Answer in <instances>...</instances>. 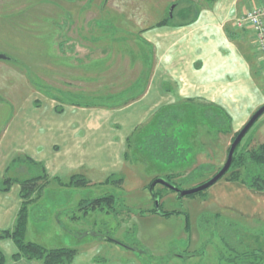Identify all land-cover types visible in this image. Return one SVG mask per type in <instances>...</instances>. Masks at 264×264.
<instances>
[{
    "label": "rangeland",
    "instance_id": "1",
    "mask_svg": "<svg viewBox=\"0 0 264 264\" xmlns=\"http://www.w3.org/2000/svg\"><path fill=\"white\" fill-rule=\"evenodd\" d=\"M188 3L0 0V52L13 59L0 61V196H4L1 187L5 177L18 181L34 180L40 175L41 168L34 166V162L45 168L47 161L59 171L51 174L53 168L45 169L46 183L44 178L37 181L44 183L41 196L36 197L31 190L26 240L46 248H74L73 264H224L219 255L229 252L218 231L225 228L228 234L235 232L234 237L242 239L246 246L264 252V191L246 189L250 195L249 199L242 196L245 204L238 203L240 198L236 195L232 198L234 203L223 207L213 195L224 186V175L210 187L183 196L158 183L153 187L161 197L158 206L160 203L162 210L177 213L160 215L149 211L155 206L149 188L153 179L174 173L172 181L180 189L209 180L223 165L234 132L258 108L250 111L241 98H229L225 107L201 96L178 97L173 83L169 84V98H160L158 88L163 83L153 76L160 49L149 45L146 31L157 28L154 25L171 14V20H178V10ZM261 76L255 79L263 85L264 75ZM148 83L150 90L141 97ZM169 85L164 83L163 89ZM135 95L138 98L132 101ZM186 99L195 105L182 133L189 147L184 154L189 162L183 166L164 165L150 156L156 149L154 139L151 137L145 143L146 137L142 136L149 133L148 124L159 110L167 112L171 106H182ZM157 100L158 105L153 106ZM207 104L219 106L228 114L229 123L222 128L224 131L211 126L203 116V106L214 109ZM121 107L124 108L117 110ZM102 109L105 111L101 112ZM55 120H73L71 148L88 150L90 154L89 163L79 162L76 150L74 156L75 163H82L73 168L82 170L74 172L90 181L86 186L57 187L62 185L54 179L55 175L65 181L74 173L50 162L52 146L58 142L51 126ZM86 120L89 127L82 129L81 123ZM112 136L124 140L119 163L115 156L117 146L111 145ZM38 140L42 144L35 149L44 157L42 162L31 158L26 149V145ZM263 141L264 112L244 135L239 149ZM113 167L115 178H123L122 183H103ZM11 186L19 192V209L20 184L13 182ZM14 191L7 194L11 196V205L15 201ZM76 194L86 201L113 194V211L106 212L103 201L90 205L77 199L56 209ZM0 245L5 262L26 259L12 258L17 247L10 238H0ZM9 246L12 252L6 256Z\"/></svg>",
    "mask_w": 264,
    "mask_h": 264
},
{
    "label": "crops",
    "instance_id": "2",
    "mask_svg": "<svg viewBox=\"0 0 264 264\" xmlns=\"http://www.w3.org/2000/svg\"><path fill=\"white\" fill-rule=\"evenodd\" d=\"M183 1L189 3L180 8L178 14H181L183 10L187 13L186 16L179 17L177 15L178 20L175 21L172 19L170 24L148 29L146 31L145 38L149 45H154L155 48L159 47L160 49L159 59L156 61L153 69V76H158L163 84L166 82H168V85L173 83V89L175 88L178 97L201 96L211 101L219 102L225 107L230 103L229 98L233 97L236 98V100L237 98H241L243 101L245 100V104L249 107L250 111L255 110L264 103V84H260L255 79H258L261 75L263 76L259 59H257L258 52L254 43H252V34L250 30L248 28L241 30L234 29L232 23L233 19L238 14L252 7L257 3V0ZM148 37H151V40H149ZM58 48H61V46ZM250 54H253V57H251ZM0 61L10 62L11 60L0 59ZM163 84H160L158 88L159 96L160 98H169L171 95L169 93L170 85L167 89H163ZM134 87H136V85ZM149 90L150 85L148 83L146 91L141 97L146 95ZM130 94H132L131 91ZM139 100L140 99L135 102ZM158 103L159 100H157L153 106L158 105ZM70 107L72 109H78V106L71 105ZM122 108L124 107L117 110H122ZM54 109L56 110L55 107ZM103 111H105V109H102L101 112ZM44 123L45 122H42L41 124ZM52 123L51 126L54 128L55 134H57L58 138L56 141L58 142L54 143L52 146L54 154L50 162H57L58 168H65V170L68 171L72 170L71 173H75V170H82L73 169L75 166L82 165V163H75V150L78 151L79 162L86 160L85 163H89L90 154L88 150H80V148L77 147L71 148L72 142L74 143V121L61 122L55 120ZM81 125H83L81 126L82 129H88L89 121H83ZM85 139L88 143L89 140L87 138ZM112 140L111 145L115 143L117 146L115 149V153L117 154H115V156L117 163H119L123 154L124 140L123 138H117L115 140L113 136ZM94 142H98V140L94 139ZM40 144L42 143L38 140L26 145V149L29 150L27 153L38 162L45 160L43 156L37 154L35 149L36 146ZM84 157L86 158L84 159ZM110 157L112 158V155H109V158ZM96 159L98 160V157ZM45 162V169H54L51 174L59 172L56 171L58 170L57 168L51 166L47 161ZM94 162H96V160ZM110 171H112L110 174H113L115 168L113 167ZM1 177L2 175H0V178ZM54 177L59 176L55 175ZM223 185L224 186H220L218 189V193L213 195L217 203H221L223 207L230 206L231 203H234V199L232 198L236 195L240 198L237 200L240 204H245L246 202L242 196L249 199L250 190H246L249 188L243 184L226 180ZM57 187L60 189H69V187L65 186ZM12 189H15L14 193L16 195L12 197L15 201H13L11 205V203H9V198H11V196L7 194L11 193L10 191ZM70 189L74 188L72 187ZM17 193H19L17 192V188L11 186L8 191H4V196H0V209L2 211V214H0V230L2 228H11L13 225L19 204ZM76 196L77 197L71 196L69 201H63L56 209H61L64 206L67 207V205L73 203L75 199H77L78 202L84 199L78 194H76ZM221 196H223L224 199H222ZM28 234L29 228H27L26 236ZM36 234H38V230ZM52 237L53 236H48L49 239H52ZM0 249L2 250L1 245ZM7 249L8 253H5L6 256L10 255L12 252L11 246ZM73 263L74 262L71 264ZM5 264L39 263L27 259H20L13 262L6 261Z\"/></svg>",
    "mask_w": 264,
    "mask_h": 264
},
{
    "label": "trees",
    "instance_id": "3",
    "mask_svg": "<svg viewBox=\"0 0 264 264\" xmlns=\"http://www.w3.org/2000/svg\"><path fill=\"white\" fill-rule=\"evenodd\" d=\"M183 10L181 14L177 15L179 17L186 16ZM173 15L162 19L157 22L154 26L160 27L171 23V18ZM138 98V95L132 96L131 100ZM190 99L183 100L181 102L182 106H171L168 111L165 112L162 109L159 110L150 126L149 133L144 138L146 140L152 137V140L155 141V151L150 152L152 159L155 158L158 162L163 163L164 165L168 164L171 166H183L188 164L189 157H185L186 153L189 151L187 143L184 141L183 131H186L188 119L192 114L194 104L190 103ZM213 106L214 109L211 110L207 106H203V116L210 122L211 126L216 129H221L224 131V127L229 123V116L226 114L222 108L216 105L207 104ZM237 134V131L234 132L231 141L234 136ZM242 140V139H241ZM241 141L239 142L236 150L234 152V157L231 163L230 168L224 174L222 178H225L227 181L238 182L256 191H264V141L258 143L253 147H243L239 149ZM229 148V147H228ZM228 148L226 151H228ZM185 154V155H184ZM124 157H127V154L124 153ZM29 158V157H28ZM30 159V158H29ZM16 161V159H15ZM34 166H40L41 174L35 176L34 180H15L5 177L2 180L1 190H7L13 182L20 184V197L22 198L21 206L19 207L14 223L11 229H1L0 238H10L17 247V251L12 254L13 259H18L24 257L29 260H38L42 264H70L74 258L76 250L72 247L63 246L55 248H46L43 245L26 240V229H27V206L30 201L31 190L35 192V196L39 197L41 187L46 183V172L45 168L40 163H35ZM175 177V174H165L164 179L168 182L176 185L172 181V178ZM44 178V183H39L37 181ZM57 183L62 186H86L89 184V180L81 173L71 174L67 180H62L58 177L54 178ZM123 178H115L114 174L108 175L103 183L118 182L122 183ZM149 186V185H148ZM177 186V185H176ZM155 198L160 201L159 193L154 189L152 191ZM153 198V197H152ZM86 201L82 199L79 203ZM100 201H103L104 208L106 212L113 211L114 195L106 194L101 198H95L86 203L90 205H96ZM160 210L157 211L155 206L149 210L152 213L160 215H172L177 213L176 211H165L162 210L159 203ZM217 215V214H216ZM229 232L230 230L227 229ZM226 233V234H225ZM220 239L223 245L228 249V255L220 254L219 259L223 261L224 264H264V252L257 248H250L248 245L244 244L242 239L239 237H234L235 232L228 234L225 232V228H221L218 231ZM244 246V247H242ZM246 246V247H245ZM0 264H5V257L0 250Z\"/></svg>",
    "mask_w": 264,
    "mask_h": 264
},
{
    "label": "water",
    "instance_id": "4",
    "mask_svg": "<svg viewBox=\"0 0 264 264\" xmlns=\"http://www.w3.org/2000/svg\"><path fill=\"white\" fill-rule=\"evenodd\" d=\"M0 59L1 60H13L11 57H8L6 54L1 53V52H0ZM263 112H264V104L259 106L252 113V115L249 117L247 122L238 130L237 134L234 136L233 140L231 141V143L229 145L227 156H226V159H225L223 165L209 180L205 181L204 183H202L196 187L190 188V189H180L176 185L168 182L167 180H165L162 177H157V178L153 179L152 182L150 183L149 188H150L152 197L154 198L156 210L159 211L158 199L155 198L152 191H153V187L158 183L164 185L167 188H170L171 190L176 191L179 196H183V195L195 193V192L201 191L203 189H206V188L210 187L211 185H213L215 182H217L230 168L233 157H234V152H235L236 147L238 146L239 142L244 137V135L248 132V130L251 128V126L254 124V122L259 118V116L261 114H263Z\"/></svg>",
    "mask_w": 264,
    "mask_h": 264
},
{
    "label": "built area",
    "instance_id": "5",
    "mask_svg": "<svg viewBox=\"0 0 264 264\" xmlns=\"http://www.w3.org/2000/svg\"><path fill=\"white\" fill-rule=\"evenodd\" d=\"M234 29H249L264 75V0H258L252 7L233 19Z\"/></svg>",
    "mask_w": 264,
    "mask_h": 264
}]
</instances>
